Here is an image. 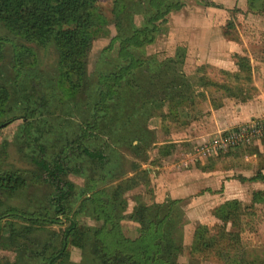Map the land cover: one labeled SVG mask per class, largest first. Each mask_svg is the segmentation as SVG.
<instances>
[{
    "label": "rangeland",
    "instance_id": "1",
    "mask_svg": "<svg viewBox=\"0 0 264 264\" xmlns=\"http://www.w3.org/2000/svg\"><path fill=\"white\" fill-rule=\"evenodd\" d=\"M210 2L213 4L207 6L201 0H185L184 7L168 17V31L160 32L155 41L145 49L146 55L157 57L158 72L162 74L159 80L165 81L171 77L169 74L174 68L172 65L170 67L166 59L173 57L178 47L186 48L185 59L178 69L182 70L181 73L187 77L189 84L180 87L175 83L173 85V88L183 89L186 97L182 103L176 105L175 102L178 100L172 102L169 98L172 92L171 84L161 85L160 90L146 89L148 81L144 80V72L139 71L140 68L137 69L122 85L125 91L121 90L122 97L118 100V105L111 109L116 114L113 115L111 112L110 116L111 118L114 116L113 119L104 120L98 118L99 115L90 119L91 122L96 120V126L92 129L93 136L82 142L91 149L101 150L106 156L105 163L98 167L100 165L93 164L86 155L76 152L71 158L70 165L83 168L86 174L93 167L94 170L101 169L106 179L97 188L105 186L110 191L112 187L123 184L124 180L134 178L137 184L126 189L123 194L127 204L122 212L123 217L118 220L122 232L129 239H137L144 227L133 214L137 206L150 205L152 211H156L159 217L152 216L149 219L164 221L161 230H169L176 241V246L179 247L178 251L176 247V251H173L170 257L173 264L237 262L233 247H223L222 257L212 253L213 251L201 252L193 248L196 233L203 230L205 224L213 232L219 229L218 225L221 222L212 213L218 205L214 207L212 203H206L208 200L205 198L211 195L220 198L218 194L225 192L224 185L214 180L217 185L214 183L210 187L193 186L187 196L178 193L176 196L174 192H170V187L162 186L160 182V177L166 182L168 178L170 181L174 178L178 181L174 174L180 178L182 177L180 174L183 175L182 169L186 171L195 164L199 167L203 165L204 169L209 167L223 172L224 179L233 182L228 186V196H237L244 203L240 224L235 230L240 232L246 258L264 264V201L261 203L253 201L254 192L264 189V182L260 181L261 185L257 189L252 185V181H245L244 183L251 184H247L244 189L240 187L239 179L242 174L248 178L252 177L262 166L264 168V135L253 143L233 147L227 152L211 157L199 153L197 148L222 132L211 135L202 132L196 139H189L190 124L194 121L192 112L199 108V113L202 114L207 109L210 98L220 102L224 94L223 88H220L222 85L233 86L232 90L238 94L236 102H228L229 106L249 100H253L255 104L258 101L264 103V7L257 1H254L256 7H252V0ZM98 6L105 15L106 23L101 19L93 29L94 37L87 56V71L90 78L85 84L86 87L77 93H72L70 84L61 77L59 52L54 45L42 46L28 41L0 25V38L4 42V52L0 59V83L8 88L9 105L14 108V113L7 115L6 118H0V123L12 117L16 118L11 123L0 126V150L3 143H6L5 149L0 151L1 168L31 167L28 158L37 152L35 144L37 138L43 140V136L47 137L48 145L52 144L53 140L58 144L67 137L74 138L75 129L71 130L70 127H73L71 123L84 124L83 116L86 112L89 111L90 114L95 112L96 97L91 94L94 95L99 89V75L108 72L118 63L117 44L112 50L105 51L110 46L113 36L117 34L111 12L113 0H99ZM134 19L136 24L140 25L143 16L136 15ZM172 26L175 36L171 38L169 32ZM190 45L193 46L192 52ZM137 51L144 58V48ZM237 53L250 58L251 79L247 78L246 70H241L238 78L234 76V72L237 71L230 70L234 65L238 70L234 56ZM198 54L206 60L218 61L223 65L217 62V66L207 62L196 65L191 59ZM205 80L208 82L207 86ZM25 109L29 112L34 109V124L38 125L32 129L34 133L28 141L21 127L25 119L18 118L24 114ZM256 122L263 126L264 115L235 127L250 126ZM235 127L226 131L235 130ZM168 143H176V147L170 157L163 160V156H159V148ZM257 148L261 151L260 155L254 153ZM49 151L52 154L53 149ZM167 165L173 167V170L165 168ZM157 166L161 169H157ZM143 169L149 171L147 177L142 174ZM154 172L160 175L157 181ZM70 178L81 189L89 186L85 175L70 173ZM182 178L185 180L184 176ZM38 188H30L32 196L24 193L16 198L17 201L28 202L30 198H38L40 201L37 203L46 201L45 194ZM205 191L209 193L206 197L194 198L196 194L201 196ZM77 220L79 225L102 226V222L84 214L77 216ZM68 224L64 218L62 222L52 224L50 230L61 234ZM49 237L47 231L41 229L33 233L36 240H46ZM17 255L18 252L13 247L0 243L1 262H14ZM30 255L31 247H27L22 264H41L32 260ZM71 259L81 261L82 251L77 247H71Z\"/></svg>",
    "mask_w": 264,
    "mask_h": 264
},
{
    "label": "trees",
    "instance_id": "2",
    "mask_svg": "<svg viewBox=\"0 0 264 264\" xmlns=\"http://www.w3.org/2000/svg\"><path fill=\"white\" fill-rule=\"evenodd\" d=\"M254 1L262 3L264 7V0H252V7H256ZM201 2L207 6L213 4L210 0ZM98 3L99 0H0V25L28 41L42 46L54 45L59 52L61 77L70 84L72 93H77L86 87L90 78L87 56L94 37L93 29L101 19L106 23ZM184 4L185 0H113L111 12L117 34L105 51L112 50L117 44L118 63L108 72L99 75V89L94 95L91 94L96 97L95 112H86L83 116L84 124L71 123V130L75 129L74 138L67 137L58 144L53 140L50 145L47 144V137L43 136V140L37 138V152L28 158L31 167L6 169L0 166V243L8 244L18 252L14 262L0 261V264H22L27 247H31L29 257L41 264H173L170 257L176 251V241L169 230H161L164 221L149 219L152 216L159 217L150 205L137 206L133 214L144 227L137 239H129L122 232L118 220L123 217L122 212L127 204L123 194L126 189L137 184L134 178L124 180V186L120 183L112 187L111 191L105 186L97 188L106 179L101 169L94 170L93 167L86 174L83 168L73 167L70 162L74 153L79 152L86 155L93 164H99L98 167L105 163L106 156L101 150L91 149L82 142L93 136L92 129L96 126V120L91 122L90 119L98 115V118L104 120L113 119L114 116H110L111 109L118 105L122 91H125L122 85L137 69L144 72V80L148 81L146 89L160 90L161 85L166 86L168 83L172 87L169 95L172 102L178 100L175 102L178 105L185 99L183 89L173 88V85L175 83L180 87L189 84L187 77L181 73L182 70L178 69L185 59L186 48L178 47L175 55L165 60L170 67L174 66L173 72L169 74L171 77L165 81L159 80L162 74L158 72L157 57L146 55L145 52L146 47L155 41L160 32L168 31V17L171 13L180 11ZM136 15L143 16L140 25L135 22ZM143 48L144 58L137 51ZM3 52L4 42L0 38V59ZM234 56L238 66L234 76L238 78L241 70H246L247 78L251 79L250 58L238 53ZM205 84L207 86V80ZM231 87L233 86L220 87L224 91L222 98L238 96ZM211 101L214 106L222 103V99L217 102L212 98ZM9 103L10 92L0 83V118L14 113V108ZM18 118L25 119L21 127L28 141L34 133L32 129L38 126L34 124V109L30 112L25 109L24 114ZM15 119L9 118L0 123V126ZM234 129L238 130V127ZM254 140L244 144L253 143ZM5 147L6 143H3L0 151ZM175 147L174 143L165 144L159 148V155H169ZM50 149H53L52 154ZM254 153L260 155L261 151L257 148ZM263 170L262 166L256 175L249 178L241 176L239 179L242 182H264ZM70 173L85 175L89 186L81 189L70 178ZM142 174L147 177L149 171L143 169ZM32 187H39L45 194L46 201L37 203L40 201L38 198H30L28 202H18L16 198L21 194L29 193L32 196L29 191ZM253 201H264V189L254 192ZM243 211L244 203L238 198L225 200L216 206L212 213L221 222L219 229L213 232L205 224L203 230L196 233L194 250L213 251L212 253L222 257L223 247H233L237 258L235 264H259L246 258L240 232L235 230L240 224ZM83 214L102 222V226L79 225L77 216ZM60 215L62 216L59 217ZM64 218L69 224L61 234L50 230L52 224L60 223ZM38 229L47 231L50 237L46 240L34 239L33 233ZM71 247L82 251L81 261L71 259ZM27 259L29 260L28 257Z\"/></svg>",
    "mask_w": 264,
    "mask_h": 264
},
{
    "label": "crops",
    "instance_id": "3",
    "mask_svg": "<svg viewBox=\"0 0 264 264\" xmlns=\"http://www.w3.org/2000/svg\"><path fill=\"white\" fill-rule=\"evenodd\" d=\"M190 32H192V29H190ZM169 34H170L171 38L173 36H175V31L173 29V26H172V29L169 32ZM189 47H190V52H192L191 48L193 46L190 45ZM199 49L200 48H197V50H199ZM222 59L223 58H221V60ZM191 60L192 61L194 60L193 62L196 63V65H202V63H205V62L210 63V65L213 64L215 66H217L216 62L220 65H223V64H221V62H218V61L215 62V61L206 60L202 55H199V54H198V56H195L194 59H191ZM235 67L236 66L234 65L233 67L230 68V70L231 71H237V68H235ZM262 70H263V68H262ZM253 73H254V71H253ZM237 97L238 96H236V95L231 96V97H223L222 103L219 106H214L212 104V101L210 98L208 100L207 109L202 114L199 113V108H196L195 112H192V116L194 118V121H193V123L190 124V130H189L190 138L189 139H196V137L200 136L202 132L206 133L207 135H211V134L218 133V132H224L228 129H231L232 127L242 125V124L247 123L248 121H250L252 119H256V118L264 115V107H263L264 103L262 104L259 101L257 102V104H255L253 100H249V101L239 103V104L234 103L233 105L229 106L228 102H236ZM203 119H207V121L204 122ZM188 141L191 142V140H188ZM173 151H174V149L172 150V152ZM171 154L163 156L162 157L163 160L167 157L169 158ZM180 165H181V163H180ZM202 166L203 165H201V167H199L198 165L195 164L194 167L191 166V168L186 170V171H183V169H182L181 172L183 173V175L180 174V176H182V177L184 176L185 180H183L182 177L179 178L177 176V174H174V176L176 178H178V181H176L175 178L170 181L168 178V180H167L168 182H166L165 179L162 180V177H160V175H158L156 172H154V174H155L154 176H155L156 181L160 177V182L162 183V186L170 187V192L171 193L174 192V194L176 196H177L176 193H178L179 195L185 194L187 196L190 193V188L192 189L193 186L210 187L212 184L215 183V181L218 182L222 186L224 185L225 192L218 194L221 196L220 198L217 196L215 198L213 195L206 197V195L209 194V193H206L208 190L203 192V194L201 196H198V194H196V196L194 197L195 199L199 198V197H206L205 199L208 200L206 203H212L214 207L216 205L223 203L225 200L238 198L237 196H228V194H229L228 186L230 183H233V182H229L228 180L224 179V177H223L224 173L223 172L218 171V170H214V169H210L209 167L204 169ZM156 168L159 170L161 169L159 166H157ZM165 168H167L169 171L173 170V167H171L169 165H167ZM187 173H188V175H187ZM242 175L245 176L244 174H242ZM222 178H223V180H222ZM176 183H180V184H176ZM247 184L240 181V185H241L240 187L241 188L246 189ZM249 184H251V183H249ZM215 185H217V183H215ZM252 185L255 186L257 189H259V187H260L259 185H261V182L255 181V182H252ZM205 189H207V188H205ZM213 190H215V189H213ZM223 196H224V198H223ZM213 199H214V201H213ZM219 199H221V200L219 201Z\"/></svg>",
    "mask_w": 264,
    "mask_h": 264
},
{
    "label": "built area",
    "instance_id": "4",
    "mask_svg": "<svg viewBox=\"0 0 264 264\" xmlns=\"http://www.w3.org/2000/svg\"><path fill=\"white\" fill-rule=\"evenodd\" d=\"M262 135H264V125L256 122L250 126L238 128V130L222 132V134L200 144L197 149L199 153L211 156L220 152H227L233 147L244 145V143Z\"/></svg>",
    "mask_w": 264,
    "mask_h": 264
}]
</instances>
